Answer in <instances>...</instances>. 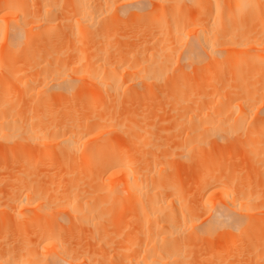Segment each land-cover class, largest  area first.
Returning a JSON list of instances; mask_svg holds the SVG:
<instances>
[{
	"label": "bare ground",
	"instance_id": "1",
	"mask_svg": "<svg viewBox=\"0 0 264 264\" xmlns=\"http://www.w3.org/2000/svg\"><path fill=\"white\" fill-rule=\"evenodd\" d=\"M173 65L181 73L160 83ZM12 83L37 91L29 125ZM154 85L175 103L166 121L179 134L165 155L145 126L151 115L145 125L133 111L117 118L118 99ZM0 86L3 143L41 140L46 157L78 166L61 165L71 176L51 182L56 194L21 189L0 200V264H23L7 244L27 221L45 227V264H264V0H0ZM116 131L124 132L117 146ZM224 141L239 144L254 173L237 179L222 169L228 155L214 153ZM175 155L213 164L197 178L199 200L179 177L164 181L159 159ZM71 223L88 228L90 248L80 238L74 245L72 228L71 243L59 239Z\"/></svg>",
	"mask_w": 264,
	"mask_h": 264
},
{
	"label": "rangeland",
	"instance_id": "2",
	"mask_svg": "<svg viewBox=\"0 0 264 264\" xmlns=\"http://www.w3.org/2000/svg\"><path fill=\"white\" fill-rule=\"evenodd\" d=\"M83 28H84L83 25H81L79 27H76V26L73 27V29H75L76 35H79L80 34L79 31H81V29H83ZM176 67L174 65L173 66H168V68L164 71V73L162 75V80L160 81V83H163V82H165L167 80L168 81H172L173 79H175L176 76H178L181 73V71L178 68H176ZM188 69H187V72L190 70V69L189 70ZM191 70L189 72H191ZM154 87L144 88L142 86H139L137 88V90L140 92V95L138 94V96H137V94H133L131 91L128 92L127 93L128 96L121 97V99H118V101H117L118 107L116 108V111L118 112L119 116L117 117V115H115L117 113L116 111H115V114H114V111H113L112 114L115 115L120 121H122L125 116L130 115L131 111H133L136 115L133 113L134 115L131 118H132L133 123L135 125H136V123H138L140 125H143L144 124L143 122L145 121V120H143V118L145 119V115L146 114L148 116L151 115L150 117H148V120L145 121L146 125L145 124L144 125L146 127L148 126L149 128H152L153 130L155 129L154 132L158 133L157 135L160 137L159 138L160 147H162V145L164 144L163 145L164 149L161 148V151H159V152H160L161 155L162 154L165 155V153H162V150H163V152H168V149H169V152H171L172 148L170 149V147H173L171 145L173 144V142L177 138L175 135L179 134V132H177V134H175L176 132L173 131L174 134H175V135H173V132H172L173 129L170 128L171 132H170V130H168L169 127L172 126V125L170 126L169 123H172V122L170 121V119H167V117H168V115L170 116V114L172 112L170 114H167L168 111L165 112V110H169V109H170L169 111L173 110V107L169 108V106H167V105L175 104V103L174 102H172V103L169 102V104L166 103V102H168V99H169V98L167 99V96H166V93H165L166 89L162 88L164 90L163 91L161 89V87L157 88L156 85H154ZM6 88H8L9 92L14 94V95L10 94V95L13 96V98H15L16 100L21 101L20 102L21 104L20 103L19 104L16 103V105L18 104V107H20V111H19L20 115L23 116L24 118L27 117V119H28V123L27 124L29 125L31 123V116H30L31 115V111L29 112V110H30V108H29L30 106L29 105H32L33 102L35 103V101L37 100V91L33 90V86L32 85H26L24 83L23 84L12 83V84L9 85V87L7 86ZM159 89L162 90L164 92V94L161 93L162 91H159ZM2 90H3V86H0V93H2ZM131 90H134V88H131ZM8 97H10V96H8ZM13 98H11L12 99L11 101H13ZM15 99L12 102V103H14V105H15V102H16ZM28 103H29V105H28L29 110L27 109V105H26ZM37 103H38V100H37L36 104H33V105L36 106ZM84 105H86V104H84ZM84 105H83V109L86 108ZM172 106H174V105H172ZM170 107H171V105H170ZM132 108L135 109V110H133ZM148 109L150 110V114H149V110ZM27 110H28V113H27ZM98 112H100V113H98ZM152 112H154V113L152 114ZM96 113L100 115L101 113H104V112L103 111H97V112L95 111L92 114L96 115ZM120 114H122V115H120ZM157 115H158V117H157ZM142 120H143V122H142ZM166 120H169L168 121L169 123ZM126 127H124L125 130L127 129ZM114 132L111 133V136L113 135ZM116 132L118 134L114 133L115 134L114 135L115 139H113L114 136L112 138L109 137V136H107V137L112 139V144H115L117 146V145L122 144V142L124 141L123 140L124 139V132L123 131H121V132L116 131ZM122 134H123V136H122ZM159 134H161V136ZM104 136H106V135H104ZM104 139L108 140V138H105V137L102 140H104ZM28 140L29 139H25L23 141V143H24L23 147L25 145V148H23V147L20 148L21 145L17 142L18 145H19L18 147L20 148V149H17L18 148L17 146H16L17 148L16 147L12 148L13 146L10 148L8 145L3 143L4 140L0 139V152L3 153V151L5 150L4 153L1 154V156H0V194H1L0 200L2 201V203L6 202V196L7 195H9L10 193H14V191H19L21 189H24L26 191H34L37 194L38 193L42 194L44 192L46 193L47 190H48L49 192H51V194H52V192H54V194H56L55 192H58L57 190L60 189V187L57 186L58 184H60V179L62 178V176H64L63 178H65V176H66L65 173L68 172L67 170H64L66 172L61 171V172H63V174H62L59 171V169L60 170L63 169L62 166H61V165H63V161L58 160V159H53L52 156H51V158H52L51 159L49 155H48L49 158L46 157L47 152L44 150V147L40 146V143H39V142H41V140H37L35 143L33 141H31V140H29V141ZM113 140H115V141H113ZM170 141L172 143H169ZM102 142H104V141H102ZM232 142H230V143L227 142V144H225V145H223V143L221 145V142H220L219 143L220 145L218 144V147L221 149L220 146H222L223 147L221 149L222 151H220V150L218 151L217 150L218 152H216L214 154L216 155V157H218V159H222L221 158L222 157L221 153L226 152V154L228 156L222 162V169L225 170V171L232 169L233 172H234L235 177L237 179H240V178H243V176H246L245 174H247L249 172L248 169H250V167L247 166V169H246V165H249V164H248V162H246L247 159L245 160L246 156L241 154L242 151H244V150L242 149V151H241V149H240L241 147L239 146V144H237L236 142H234V143H232ZM168 143L171 144V145L168 146ZM164 146H166V147H164ZM21 149H23V150L21 151ZM151 149H152L151 146L146 148V150H147L146 153L150 154L151 153ZM176 151H179V150L176 149ZM219 152H221L219 154L221 157L217 156ZM230 155H232L233 157L230 158L231 157ZM241 155H242V157H241ZM11 156L12 157L14 156L15 160L13 159L14 161L12 160L11 162L10 161L7 162V159L9 157H11ZM53 157H55V156H53ZM26 160H28L30 162V163H28V165H26L27 163L24 164V162ZM34 160L35 161L38 160V162H39V160H44V161H43V163L42 162L40 163L41 167H39V165H37L38 162H35L36 163L35 167H37V168H34L33 167L34 165L31 164V163L34 162ZM58 161L59 162L61 161V162L58 163L60 166L57 168V165H58L57 162ZM70 161L72 162L73 159L70 160ZM244 162H246L247 164H245ZM80 163L84 164V165H82V167L83 166L86 167V171H83V172H87L88 169H91V168L87 169V166H86V164H87L88 167H90V164H91L90 162L81 161ZM80 163H79V166H80ZM30 164L32 165V167L30 166ZM66 164H68V163H66ZM66 164H64V165L67 166L68 170H70V171H71V169L69 167H71V168H72V166L74 168L78 167V166H76L77 164H75V162H73V165H72V163L70 164V162H69V164H70L69 166L66 165ZM158 165L162 166V168L164 169V174H165V180L164 181H166L167 178L171 179V178H174V177L175 178L179 177L178 179L181 180L180 182H178L179 183V188L181 190H184V194L186 196L192 195L191 197H187V198H191V201L199 200V199H196V197L198 195H195V192H197V191H195L196 190L195 185L197 183L198 176H201L203 173L211 170L212 169L211 167L213 166V164H207V165L206 164L205 165H199L198 164L199 165L198 166L197 163H193L191 160L187 159L186 157L182 158V157H179L178 155H175L173 157L171 156V158L170 157L169 158L161 157L159 159ZM195 165L197 166V168H196ZM55 167L57 169V172H60L61 175L59 173H56ZM84 167H83L82 170H84ZM93 167L94 166H92V168ZM48 168H50V170H48ZM74 168H73V170L75 171ZM242 168L245 169V170H243ZM25 169L26 170L28 169V170L24 171ZM65 169H67V168H65ZM52 170H55V172H51ZM252 170H254V169H252ZM252 170L250 169L251 172H253ZM69 172H68L67 175L71 176V173H69ZM28 173H31V174H28ZM59 177H61V178H59ZM22 180H23L24 183L20 184L22 182ZM53 180H56V181L58 180L59 181V182L57 181L58 183L56 182L57 185L54 183L55 181L53 183H51ZM62 180L63 179H61V183H64V181L62 182ZM50 183L53 185V187L55 186L54 187L55 189L54 188L52 189V185ZM48 185H49V187L51 189L48 187ZM61 185H63V184H61ZM61 185H59V186H61ZM56 187H58V189H56ZM28 212H30V211H28ZM260 220H261V222L264 223V215L260 216ZM122 221H124V220H122ZM26 223H29V224L31 223L32 227H28L31 224L28 225ZM33 223L27 221V222H25V224L28 225L27 227H26L25 224H23V226L25 225V227H13L15 229L11 228L12 230H15V232L12 231V233L14 232L13 236H12V239L14 241H13L12 244L8 243L7 245L8 246H13L15 249H17V251L19 252V255L21 257H24L23 261H22L23 264H45L46 259H47V255L50 252V248L47 246L45 227L44 228L43 227H38L39 225L36 226V227H33L34 226ZM36 223H37V221H36ZM39 223H42V222L39 221ZM76 223H75V225H74V223H71L72 225L70 224V227H62V230H64V231L63 232L60 231V235H62V237L59 238V239L62 242H64L65 239L68 240L69 237L67 238V236H70V234L68 232L69 231L68 228H70V229L72 228L71 229L72 230L71 233L73 234V236L71 235L70 237L74 238V240L72 239V241H75L73 243H76L77 240H79V238H80V240L82 241V244H83V246H82V245L79 244L80 243L79 242L78 244L76 243L74 245L75 246L76 245H80L82 248L83 247L86 248L89 245L88 248H90V244H92L93 240L89 236L90 233H89L88 228L83 227V228H85L84 230H83L82 227L78 228V227H76L78 223L77 224ZM123 223H125V221L122 222V224ZM117 228L118 227H115V228L113 227V229L110 230V231L114 232V229H115V232H116ZM65 229H67V230L65 231ZM79 229H81L80 232L82 231L81 234L78 232ZM121 229L119 231H121V232L124 231L123 227ZM112 232H110V233H112ZM126 232L127 231L122 232V233L126 234ZM128 232H127V235H128ZM61 233L66 234L65 235L66 237L64 238L63 237L64 235L61 234ZM86 234H88L90 239L87 237ZM85 235H86L87 239H89L87 241L91 242L90 244H88V242L86 241ZM261 236H264V231L261 233ZM69 240H70V238H69ZM93 244H94V242H93ZM257 245H258V243L255 242V246H257ZM260 249L261 248L259 247L258 250H260ZM259 252L263 253V250H260ZM260 258L261 257H256L255 260H258ZM82 264H86V263L82 262Z\"/></svg>",
	"mask_w": 264,
	"mask_h": 264
}]
</instances>
